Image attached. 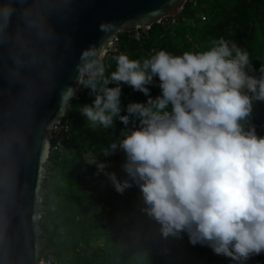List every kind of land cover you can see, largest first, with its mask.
<instances>
[{"label": "clouds", "instance_id": "1", "mask_svg": "<svg viewBox=\"0 0 264 264\" xmlns=\"http://www.w3.org/2000/svg\"><path fill=\"white\" fill-rule=\"evenodd\" d=\"M11 12L8 0H0L5 26ZM115 59L109 77L101 66L81 81L95 98L80 109L93 128H112L116 118L125 125L119 143L102 149L105 156L117 148L126 155L129 179L105 173L115 190L137 185L141 212L165 240L186 233L191 244L238 264L264 253V136L252 123L254 102H264V64L255 75L249 52L223 36L203 51ZM154 77L161 91L153 98L147 85ZM121 84L147 97L129 103L126 115L120 114ZM84 159L98 172L107 167L91 152Z\"/></svg>", "mask_w": 264, "mask_h": 264}, {"label": "trees", "instance_id": "2", "mask_svg": "<svg viewBox=\"0 0 264 264\" xmlns=\"http://www.w3.org/2000/svg\"><path fill=\"white\" fill-rule=\"evenodd\" d=\"M221 36L249 52L254 74L259 76L264 64V0H188L174 23L154 24L138 40L120 33L121 52L102 59L104 77L116 70L115 58L121 54L143 61L162 49L173 55L203 51L211 39ZM89 78L85 73L83 81ZM158 85L155 77L147 85L153 98L160 95ZM120 86L121 115L127 114L129 103L147 101L129 85ZM94 98L90 88L81 84L64 115L69 120V137L58 149L51 141L39 220L43 256L53 255V264H238L216 255L207 245L191 244L186 233L180 239L161 238L159 225L141 212L139 187L133 184L122 194L115 190L105 173H115L120 181L129 179L122 167L126 155L117 148L105 156L102 149L119 143L125 125L116 118L112 128H93L80 109ZM252 123L257 134L264 136V102H254ZM89 152L107 165L103 172L85 162ZM242 264H264V253Z\"/></svg>", "mask_w": 264, "mask_h": 264}, {"label": "water", "instance_id": "3", "mask_svg": "<svg viewBox=\"0 0 264 264\" xmlns=\"http://www.w3.org/2000/svg\"><path fill=\"white\" fill-rule=\"evenodd\" d=\"M8 2L10 21L0 19V264H41L52 126L117 33L177 17L188 0ZM102 24L110 27L102 31Z\"/></svg>", "mask_w": 264, "mask_h": 264}, {"label": "built area", "instance_id": "4", "mask_svg": "<svg viewBox=\"0 0 264 264\" xmlns=\"http://www.w3.org/2000/svg\"><path fill=\"white\" fill-rule=\"evenodd\" d=\"M171 19V20H170ZM170 21L172 23L175 22V17L171 18H164L161 23L164 24H169ZM149 30V28H145V27H141V26H133L130 28H124L122 29L119 33H117L112 42L106 47L105 49V54L103 57H99L97 59H95L94 61H92L88 66L87 69L85 71V73L89 76L92 77L96 70L102 66L103 62L102 59L108 55V54H113V53H118L121 52V48H120V37L119 34L120 33H126L129 34L130 36H132L135 39H140L144 34L147 33V31ZM80 90V89H79ZM51 132H52V139L51 141H54L55 145H54V149H58V147L60 146L61 142L64 139H67L69 137V132H70V126H69V120L64 119V117L57 123H55L52 128H51ZM167 249H164L162 252L163 253H167ZM54 262V256L49 254L46 257L43 256L42 259V263L41 264H53Z\"/></svg>", "mask_w": 264, "mask_h": 264}, {"label": "rangeland", "instance_id": "5", "mask_svg": "<svg viewBox=\"0 0 264 264\" xmlns=\"http://www.w3.org/2000/svg\"><path fill=\"white\" fill-rule=\"evenodd\" d=\"M100 160H101L102 162H104V161H106V157L103 156V155H100ZM112 163H114V162H112Z\"/></svg>", "mask_w": 264, "mask_h": 264}]
</instances>
